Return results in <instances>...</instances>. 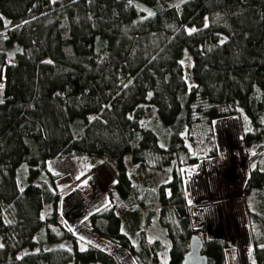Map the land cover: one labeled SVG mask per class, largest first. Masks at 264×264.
Listing matches in <instances>:
<instances>
[{
  "label": "trees",
  "instance_id": "trees-1",
  "mask_svg": "<svg viewBox=\"0 0 264 264\" xmlns=\"http://www.w3.org/2000/svg\"><path fill=\"white\" fill-rule=\"evenodd\" d=\"M0 39V264H117L81 248L65 224L49 161L84 156L108 167L109 204L84 222L136 264H159L162 247L143 230L134 241L122 231L112 195L143 210L146 226L159 215L168 264H180L193 234L180 168L199 162L184 131L238 116L245 155L264 162V0H0ZM133 165L171 166V179L140 191ZM41 175L48 180L36 184ZM242 189L263 228L251 207L264 212V169L250 168ZM250 243L252 263L264 264V235ZM203 245L207 264H239L230 244Z\"/></svg>",
  "mask_w": 264,
  "mask_h": 264
},
{
  "label": "rangeland",
  "instance_id": "rangeland-1",
  "mask_svg": "<svg viewBox=\"0 0 264 264\" xmlns=\"http://www.w3.org/2000/svg\"><path fill=\"white\" fill-rule=\"evenodd\" d=\"M0 49L8 50L2 39ZM181 62L186 84L191 87L194 84L192 62L188 56L183 57ZM151 117L152 112L146 119L151 120ZM142 120L145 121V118ZM241 132L238 116L215 120L211 131L202 124L196 125L189 134L184 131L181 135L184 144L191 157H196L199 162L196 166L185 164L180 170L185 181V209L190 215L193 233L202 240L215 239L230 244L237 251L239 264H253L249 254L250 241L253 238L260 240L264 235V226L260 228L253 218L248 217L245 205L250 202L244 200L242 187L250 168L257 166L264 169V162L248 160L240 144ZM213 150L215 156H208ZM47 168L52 175L58 177L54 184L61 196L60 214L81 248L91 245L109 252L117 264H136L127 251L93 234L84 222L91 212L109 204L108 191L114 185V178L108 167L99 166L84 156H77L49 161ZM171 170V166L158 170L133 165L129 173L140 191L154 192L168 183ZM47 180L46 175H41L35 183ZM112 197L113 205L122 219V231L134 241L138 231L143 230L146 243L158 241L162 247L157 253L159 264H168L171 240L167 230L159 222V215L146 226L143 210L136 205H125L115 194ZM152 204L159 205L156 198ZM251 210L259 212L264 218V212L256 210L254 206ZM29 251L25 249L19 256Z\"/></svg>",
  "mask_w": 264,
  "mask_h": 264
},
{
  "label": "water",
  "instance_id": "water-1",
  "mask_svg": "<svg viewBox=\"0 0 264 264\" xmlns=\"http://www.w3.org/2000/svg\"><path fill=\"white\" fill-rule=\"evenodd\" d=\"M188 246L180 264H207V257L202 253L204 245L200 236L191 234Z\"/></svg>",
  "mask_w": 264,
  "mask_h": 264
},
{
  "label": "built area",
  "instance_id": "built-area-1",
  "mask_svg": "<svg viewBox=\"0 0 264 264\" xmlns=\"http://www.w3.org/2000/svg\"><path fill=\"white\" fill-rule=\"evenodd\" d=\"M71 187H73V186H71ZM66 192H68V191L66 190Z\"/></svg>",
  "mask_w": 264,
  "mask_h": 264
},
{
  "label": "snow or ice",
  "instance_id": "snow-or-ice-1",
  "mask_svg": "<svg viewBox=\"0 0 264 264\" xmlns=\"http://www.w3.org/2000/svg\"><path fill=\"white\" fill-rule=\"evenodd\" d=\"M3 101H0V103H2Z\"/></svg>",
  "mask_w": 264,
  "mask_h": 264
},
{
  "label": "crops",
  "instance_id": "crops-1",
  "mask_svg": "<svg viewBox=\"0 0 264 264\" xmlns=\"http://www.w3.org/2000/svg\"><path fill=\"white\" fill-rule=\"evenodd\" d=\"M49 163V162H48Z\"/></svg>",
  "mask_w": 264,
  "mask_h": 264
}]
</instances>
